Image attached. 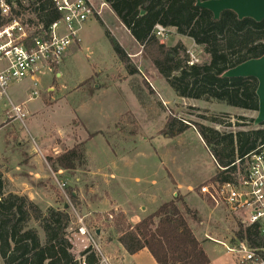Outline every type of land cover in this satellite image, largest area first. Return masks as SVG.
<instances>
[{"label": "rangeland", "instance_id": "rangeland-1", "mask_svg": "<svg viewBox=\"0 0 264 264\" xmlns=\"http://www.w3.org/2000/svg\"><path fill=\"white\" fill-rule=\"evenodd\" d=\"M103 1L92 0L100 17L87 21L80 30L82 42L71 45L60 64L37 73V87L25 78L10 84L0 95V124L6 119V110L14 105H24L33 122L30 133L21 122L13 124L14 119L7 114V127L0 136L12 139L13 146H0L4 192H29L27 196L43 214L50 208H68L73 220L75 211L86 215L89 226L97 234L103 231L106 241L117 238L114 216L123 213L134 225L153 206L162 204L170 191L168 199L181 195L196 212L195 218L185 216L210 264H234L226 247L234 245L238 218L200 194V187L210 185L219 170L195 124L228 132L248 130L247 124L241 125L248 121L241 117L255 118L257 111L178 96L111 11L110 4ZM108 34L129 54L137 73L131 74L116 56ZM167 34L161 42L168 46L182 42L188 51L197 53L200 63L207 61L201 46L190 37L178 34L175 28ZM208 115L225 123L209 122L204 119ZM171 117L182 119L189 128L167 137L164 128ZM229 121L232 126L226 125ZM30 146L42 152L40 163L35 165L45 173L40 180L29 174L35 167L27 161ZM74 146L84 151L74 170L59 168L49 160ZM58 182L65 183L63 189ZM71 191L78 195L74 204ZM30 226L44 238L38 220H31ZM80 251L74 248L76 255Z\"/></svg>", "mask_w": 264, "mask_h": 264}, {"label": "trees", "instance_id": "trees-1", "mask_svg": "<svg viewBox=\"0 0 264 264\" xmlns=\"http://www.w3.org/2000/svg\"><path fill=\"white\" fill-rule=\"evenodd\" d=\"M108 3L178 96L217 100L233 107L258 110L257 79L229 78L224 77V73L246 60L264 56V20L239 19L232 10L223 11L216 19L210 10L199 7L197 0H108ZM15 12L25 16L36 13V21L32 18L28 21L45 27L60 16L52 0H32L29 7L19 3ZM158 24L175 28L178 34L193 39L208 56L207 61L189 65L190 55L184 43L168 46L161 42L154 33ZM108 37L120 61L131 74L137 73V69L130 65L131 59L123 46L109 34ZM241 118L248 121L241 123L247 124L248 130L228 132L203 123L195 124L206 147L222 167L264 143V125L254 127V118ZM204 119L225 123L215 115ZM226 125L233 124L229 121ZM189 126L182 119L171 117L164 134L177 136ZM83 158L82 147L74 146L49 160L59 168L74 170ZM220 176L228 178L223 173L218 174ZM4 187L3 172L0 171V264H80L67 238L71 221L68 208H50L43 214L27 195L5 193ZM69 195L74 204L78 195L74 191ZM185 213L193 218L196 216L181 195L163 202L134 225H130L120 213L114 216L116 239L130 254L147 248L158 264H210V258ZM33 219L39 221L43 239L39 230L30 226ZM237 224L235 236L238 240H247L254 245L260 241L258 224L248 227L240 222ZM87 260L91 264L96 262L93 255Z\"/></svg>", "mask_w": 264, "mask_h": 264}, {"label": "built area", "instance_id": "built-area-1", "mask_svg": "<svg viewBox=\"0 0 264 264\" xmlns=\"http://www.w3.org/2000/svg\"><path fill=\"white\" fill-rule=\"evenodd\" d=\"M30 1L0 0V61L6 63L0 68V95L13 82L27 77L34 79L42 67L59 64L71 45L82 42L80 30L87 21L101 15L92 0H52L59 18L47 27L36 26L28 21L29 18L36 21V13L25 16L15 12L19 3L29 7ZM168 31L169 28L160 24L154 28L159 40L166 38ZM188 53L189 65L200 63L196 52L189 50ZM13 116H25L20 106L12 107L10 117ZM212 158L219 172L210 185L200 187V194L236 215L237 222L243 226L258 224L260 230L257 244L238 240L234 235V245L226 248L233 255L234 264H264V143L243 156L238 155L226 167L213 155ZM221 173L228 178L218 177ZM58 186L63 189L65 183L58 182ZM86 217L75 211V219H71L67 229V238L73 247L84 252L78 257L79 263L91 264L87 256L93 255L94 264H110L100 241L95 239L97 231L89 226Z\"/></svg>", "mask_w": 264, "mask_h": 264}, {"label": "crops", "instance_id": "crops-1", "mask_svg": "<svg viewBox=\"0 0 264 264\" xmlns=\"http://www.w3.org/2000/svg\"><path fill=\"white\" fill-rule=\"evenodd\" d=\"M103 2L108 3L106 0H104ZM111 9V8H110ZM113 12V10H111ZM114 13V12H113ZM115 14V13H114ZM116 16V15H115ZM117 17V16H116ZM118 18V17H117ZM119 20V19H118ZM124 26V25H123ZM125 28V26H124ZM173 29V28H169V31ZM127 30V29H126ZM128 31V30H127ZM129 32V31H128ZM130 33V32H129ZM131 35V34H130ZM132 36V35H131ZM134 39V38H133ZM135 40V39H134ZM193 40V39H192ZM194 42V41H193ZM62 61V60H61ZM60 64V63H59ZM6 65L5 62L3 61H0V68L4 67ZM43 68H46L45 67H42ZM41 69V70H42ZM28 79H30L32 82H33V85L35 87H37L39 84H40V79H38V76L36 74L35 78H30V77H27ZM54 88L53 87H50L49 90H53ZM35 94H37V92H34ZM31 100V98H29V101ZM28 101V102H29ZM17 106V105H16ZM21 109H22V112L25 114L24 117L22 118H18V117H12L14 119V123L16 126L17 125V122H21L24 126V128H27V130L30 132V128L32 126V119L29 120L28 119V114H29V111L28 109H26V107L24 105H21L20 106ZM41 109V108H40ZM11 110L12 108L10 109H7L6 110V119H4V121L0 124V133L3 132L5 133V129L7 127V123H6V120H7V114H11ZM27 118V119H26ZM27 121V123H25ZM29 123V124H28ZM30 126V128H29ZM2 133V134H3ZM31 133V132H30ZM4 137V135H2ZM10 141V142H9ZM6 140V139H3L1 136H0V146L5 148V147H9L11 146L10 143H12V139H9ZM19 144L20 141H19ZM12 146H13V143H12ZM35 149V148H34ZM31 146L28 147L27 149V152H28V159L27 161H29V163L32 165V166H35L37 163H40V155L42 154L40 148V153H38V151L35 149L34 150ZM38 149V148H37ZM8 169H5V174H7L8 178L11 179V175L8 174ZM31 176H32V179H36V180H40L42 178H44L45 176V173L44 171H42L39 167L35 166V167H32L30 169V173H29ZM12 193H16V194H20V195H28L30 196V193L27 192V191H22V192H18V191H11ZM170 192V191H169ZM169 192L167 193V195L164 197L165 199L163 200V202H166V201H169L171 199H168V196H169ZM77 194V193H75ZM175 195V194H174ZM147 196H149L148 192H147ZM30 198V197H29ZM33 200V199H31ZM162 202V203H163ZM110 206H112V204H110ZM115 206V205H113ZM155 206H153V210L150 212L152 213L156 208H154ZM112 209L114 207H111ZM117 209V208H116ZM149 213V214H150ZM140 221V220H139ZM138 222V220L134 221L133 223L136 224ZM99 232V236H98V241H100L101 245H102V249L103 251L105 252V255L109 258V262L110 264H158L157 261L155 260V258L152 256V254L149 252V250L147 248H144L134 254H130L128 253L124 247L117 241V239H113V238H109L108 240H103V231H98ZM113 239V240H112ZM79 251H80V248H78ZM82 250L80 251V253H78L77 255V259L80 255L84 254L81 253ZM147 254H148V258H147ZM90 256V255H88ZM88 256H87V259H88Z\"/></svg>", "mask_w": 264, "mask_h": 264}, {"label": "water", "instance_id": "water-1", "mask_svg": "<svg viewBox=\"0 0 264 264\" xmlns=\"http://www.w3.org/2000/svg\"><path fill=\"white\" fill-rule=\"evenodd\" d=\"M108 2V0H106ZM197 5L210 10L217 19L225 10L234 11L239 19L252 18L257 22L264 20V0H197ZM224 77H253L258 81V110L254 125H264V56L251 58L228 69ZM67 207V205H66Z\"/></svg>", "mask_w": 264, "mask_h": 264}]
</instances>
